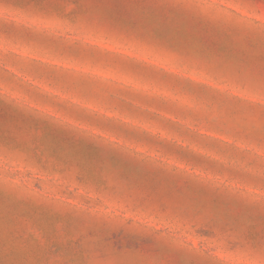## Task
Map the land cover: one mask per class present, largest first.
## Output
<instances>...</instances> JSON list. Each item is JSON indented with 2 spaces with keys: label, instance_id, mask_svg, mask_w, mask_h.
<instances>
[{
  "label": "rangeland",
  "instance_id": "1",
  "mask_svg": "<svg viewBox=\"0 0 264 264\" xmlns=\"http://www.w3.org/2000/svg\"><path fill=\"white\" fill-rule=\"evenodd\" d=\"M262 78L264 0H0V264H260Z\"/></svg>",
  "mask_w": 264,
  "mask_h": 264
},
{
  "label": "snow or ice",
  "instance_id": "2",
  "mask_svg": "<svg viewBox=\"0 0 264 264\" xmlns=\"http://www.w3.org/2000/svg\"><path fill=\"white\" fill-rule=\"evenodd\" d=\"M259 90L264 93V78H262L260 84H259ZM249 179H252L251 177ZM261 181L264 182V170H262V174H261ZM262 255V259L260 264H264V253L261 254ZM173 264H183V260H182V254L181 253H174V260H173ZM194 264H199V262H194ZM204 264H212V261H206L204 262Z\"/></svg>",
  "mask_w": 264,
  "mask_h": 264
}]
</instances>
